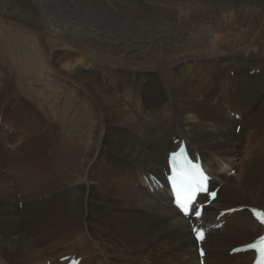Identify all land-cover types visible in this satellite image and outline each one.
<instances>
[{"label":"bare ground","instance_id":"obj_1","mask_svg":"<svg viewBox=\"0 0 264 264\" xmlns=\"http://www.w3.org/2000/svg\"><path fill=\"white\" fill-rule=\"evenodd\" d=\"M5 1L0 12H7L12 2ZM102 1L105 9L99 11L122 19L120 35L94 29L79 43L150 67L131 69L113 61L99 65L85 55L83 46L75 45V67L67 73L58 71L61 78L47 82L48 94L58 91L60 98L52 108L55 118L48 116L40 147L54 165L42 161V171L58 179L47 182L38 199L33 188L43 174L33 176L34 166L24 165L29 171L13 180L0 174V196L6 197V202L0 201V264H46V254L63 244L74 246L82 257L79 264H198L189 222L168 204L170 194L163 180L167 153L176 148L177 139L184 141L190 158L199 156L212 176L210 187L222 186L203 210L202 223L215 225L218 212L236 208L213 212V205L228 191L264 207L258 191L262 175L249 165L254 155L244 151L248 139L264 130V123L257 121L260 115L264 118V0ZM115 10L123 11L118 16ZM67 29L46 27L45 31L67 33ZM66 58L70 67L67 52H57V64ZM224 68L230 69L225 79L218 73ZM231 113L238 115V122ZM254 113L257 124L251 118L248 122ZM236 125H242L238 135ZM246 126L252 129L244 139ZM8 137L2 145L10 142L12 136ZM2 147V161L9 159L17 169L16 161L25 164L22 147L12 151ZM243 166L247 168L237 179L227 176ZM149 175L164 186L147 185ZM9 186L21 191L22 215L15 189ZM245 216L255 229L244 233H261L243 210L220 219L224 226L210 230L202 246L208 252L213 244L227 248L235 238L225 236L228 226L242 225ZM245 223L238 230L245 231ZM214 236H223L221 243H212ZM70 254L56 256L57 260L51 257L50 264ZM244 255L251 257L250 264L254 255ZM208 261L205 253V264Z\"/></svg>","mask_w":264,"mask_h":264},{"label":"rangeland","instance_id":"obj_2","mask_svg":"<svg viewBox=\"0 0 264 264\" xmlns=\"http://www.w3.org/2000/svg\"><path fill=\"white\" fill-rule=\"evenodd\" d=\"M11 1L12 2L8 4V11H7L10 12L11 15L9 16L6 11L0 12V135H1L0 154H1V148H4L2 147L3 145H5L7 149L10 151H12V149L16 147H18V149L19 147H22L23 152L25 154L24 156L27 158L24 160L25 164H19L18 161L15 162V164L20 165V167L17 169L16 166L14 167L9 164V159L5 160L4 157L3 158L4 161H2L0 157V174H2L1 175L2 178L6 176L13 180L14 177H17L20 174L24 173V170L26 169L24 165L30 166L31 168L34 166L36 171L32 174L33 176H40V173L43 174L42 176H40L41 179L36 181L38 182V185L35 188H33V192H35L36 197H38L39 199L42 198V195L45 191L44 187L47 185V182L51 183L52 181L58 179L53 176V173L52 176L51 175L49 176L45 174L44 171H42L43 168L42 161L46 162V165L48 163V166L54 165V163L52 164L49 163V157L46 155V153H42V148L40 147L42 143L41 138H43V136L46 137L47 135L46 133L48 129L47 127L49 126L48 116H52L55 118V111L52 112V108L57 106L55 104L59 102V98H60L58 96V91L52 90L53 95L48 94V92H50L51 89L48 87L47 82L61 78V75L58 71L62 70L63 72L67 73L75 67V62L73 63V61L77 59L76 57H78L75 45L83 46L84 50L82 51L85 52V55L88 56L89 58L92 57V59L98 62V64L100 62L99 65L111 64V61H113V62H118V65H121L122 67H129L131 69H135V68L138 69V68L150 67V66L139 64L134 61L132 62L126 61L124 59L115 57L109 53H101L95 50L94 48H91L88 45L79 43L82 41V39H84V37H87V39L91 37V33L94 29H101L110 35L111 34L120 35V33H118V30L122 28V23H121L122 19H118L114 17V15H111L107 12L99 11L105 9L102 0H69V1L68 0H11ZM162 1L163 0H158V1L156 0L157 3H162ZM187 1L182 0V2L185 3H187ZM5 4H6L5 0H0V6L2 8L4 7ZM37 9L38 11H36ZM39 9H41L42 11L40 12ZM122 11L123 10L120 11L115 10L114 14L119 16V13ZM56 12L60 14L58 15ZM44 14L47 15H45L44 17ZM32 15H34L35 17L34 20H36V22H33V20H31ZM46 16H47V20H46ZM56 18H58V22ZM78 20L80 21V23ZM81 20L83 22H81ZM55 24L58 25L56 26ZM159 24H161V22ZM70 25L71 28L77 27V29L72 31L68 30L66 26L70 27ZM46 27L47 28L57 27L60 29H67L68 31L67 33H63V32L51 33L49 31H45ZM61 50L62 52L63 50L67 52L68 57L70 59V64H69L70 67H67L65 64V63H69V60H67L68 58L62 60L61 64H57L59 63V59L58 62L56 61L57 52ZM70 52L74 54H71L69 56ZM227 69L228 68H224L220 70L221 72H218L220 74L219 75L220 78H222V76L223 78L224 77L227 78L228 70H230ZM246 69L241 70L242 73L244 72L246 73L247 72ZM258 72L260 71L257 70V73ZM230 73H231L230 76H232L233 73L232 72ZM4 85L6 86V89ZM73 85L76 88L80 89V87L77 84L73 83ZM255 113L248 118V122L250 118L252 119L250 122H253V117L257 115ZM233 114L235 113L230 114V117L232 119H234ZM235 121L238 122L239 120H235ZM257 121L264 123L263 115H260ZM254 123L257 124L256 122H253L252 124ZM238 126H241L242 129V125H238ZM250 129H252V127L246 126V130L244 131L243 134L244 137L249 132ZM234 132H235V128H234ZM56 133L57 135H60V132L57 129H56ZM238 134L239 133L235 132V135ZM10 135L12 136V138H10V142L9 143L5 142L2 145L1 141H7L9 139L8 136ZM248 137L249 135H247L244 139H247ZM253 137H252L253 139H251V137L248 139L250 140V142L248 141L244 144L245 150L244 149L243 150L246 151L248 149L247 150L248 154H250V156L254 155L252 158L253 163L250 161L249 163L251 164L249 165L250 166L254 165L256 170L262 175L261 179L263 182L259 186L258 191L259 194H262V197H264V187H263L264 186V130L258 132L256 131V134L253 135ZM252 140H257V141H252ZM254 145H258V146H254ZM245 168H247V166H243L242 169L236 168L234 170H230L227 176L237 179L242 175V171H244L243 169ZM25 171H29V169H26ZM41 180H42V186L41 185L39 186V181ZM22 187L23 189H25L26 186L22 185ZM11 189L14 192L15 186ZM19 191H16L15 189L14 192V195L15 197L17 196L16 199L18 200L20 199V194H21L20 193L21 191L20 192ZM229 194L232 195L230 200L233 203H235L234 205L228 200V196L230 197ZM0 201H2V203L6 202V197L4 195L0 196ZM18 203L20 210L19 215H22L24 213V204L22 203L21 200H19ZM38 203H41V201H39ZM241 204L242 205L245 204L249 206H257L256 207L257 209L262 208L261 207L262 203H258V204L250 203V200L246 201L241 197H239L236 193L228 191V195L223 196L220 202L213 205L212 209L213 212L216 213L220 209H225L233 206L238 207ZM43 209L44 206H42V210ZM239 213L240 212L236 214ZM245 218L246 216L244 217V220L242 222L243 223L246 222L245 224H248L246 227L247 228L249 227L248 229L246 228L245 231L238 230L242 227L243 223L242 225H235L233 223L228 226V230L226 231L225 236L235 237V238H233V242L227 248L225 247V249L223 250L218 249L220 245L216 247L217 244H213L209 248L210 251L208 252L203 247L205 252L208 253V257H209V261L206 262V264H248L249 263L251 257L245 256L244 254H238L232 256L229 255L230 250L238 246L245 245L248 242H251L253 237H256V235L260 234V233L259 234L256 233L250 236L247 235V233H244L246 232V230L255 229L250 227L248 221H245L247 220ZM221 239H223V236H221V238L219 236H214L213 238L210 239V241H212V243H214V241H218L217 243L219 242L221 243L222 241ZM38 246H40V243ZM62 246L61 247L58 246L57 248L53 247L52 251L46 254L44 258L48 261L46 264L53 263L51 257H54V259L57 260L58 257L61 255L70 254L74 252H75L74 254H70L68 256H75L80 259L82 258L79 257L76 249H73L74 246H71L72 249L70 247L68 248L66 244H63ZM43 247L45 246H40L39 250H43ZM187 257L188 256H186L185 259H188ZM204 262H205V258H204ZM58 264H64V263H60L58 261Z\"/></svg>","mask_w":264,"mask_h":264},{"label":"snow or ice","instance_id":"obj_3","mask_svg":"<svg viewBox=\"0 0 264 264\" xmlns=\"http://www.w3.org/2000/svg\"><path fill=\"white\" fill-rule=\"evenodd\" d=\"M170 180L177 194L176 203L178 207L187 212L188 205L191 203L195 191H199L201 188L199 181L190 180L187 174L178 167L173 169ZM212 195L215 196V193ZM253 211L261 223H264V214L257 212L255 209ZM196 215H200L199 211H196ZM194 231L196 232L197 240H202L204 236L203 232L195 229ZM247 247L256 249L260 253L261 260H264V236L260 237L257 242L249 244ZM203 254V250H201V255L203 256ZM261 260H258L257 264H261Z\"/></svg>","mask_w":264,"mask_h":264},{"label":"water","instance_id":"obj_4","mask_svg":"<svg viewBox=\"0 0 264 264\" xmlns=\"http://www.w3.org/2000/svg\"><path fill=\"white\" fill-rule=\"evenodd\" d=\"M169 204H171V200L168 201ZM176 213V212H175Z\"/></svg>","mask_w":264,"mask_h":264}]
</instances>
